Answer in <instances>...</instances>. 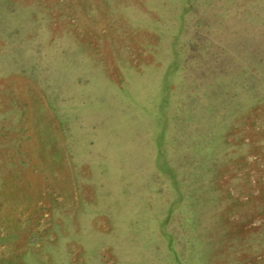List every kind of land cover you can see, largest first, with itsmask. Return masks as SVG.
I'll list each match as a JSON object with an SVG mask.
<instances>
[{
	"label": "rangeland",
	"instance_id": "rangeland-1",
	"mask_svg": "<svg viewBox=\"0 0 264 264\" xmlns=\"http://www.w3.org/2000/svg\"><path fill=\"white\" fill-rule=\"evenodd\" d=\"M0 264H264V0H0Z\"/></svg>",
	"mask_w": 264,
	"mask_h": 264
}]
</instances>
